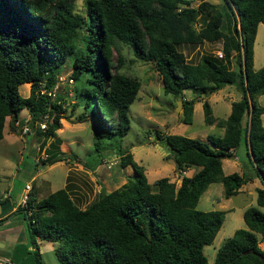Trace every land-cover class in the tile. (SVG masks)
<instances>
[{
	"label": "trees",
	"instance_id": "1",
	"mask_svg": "<svg viewBox=\"0 0 264 264\" xmlns=\"http://www.w3.org/2000/svg\"><path fill=\"white\" fill-rule=\"evenodd\" d=\"M231 18V35L223 17ZM264 24V0H84V13L73 11V0H0V138L5 115L10 128L22 108L30 125L48 114L46 127L35 132L51 136L43 162L74 158L75 153L59 150L56 129L64 109V98L38 92L51 88L57 70L72 56V82L86 72L89 86L77 90L83 107L77 121L94 117L92 143L99 150L100 139L122 136L129 126L127 108L136 96L139 80L118 70L122 64L120 44L134 57L153 62L164 92L182 102V121L190 122L194 98H185L184 89L196 96L233 84L240 96L230 102L225 117H216L210 104L202 100L205 123L223 127L222 134H206L204 139L179 133H156L171 150L175 169L196 167L181 174L178 185L167 176L149 182L131 152L121 150L120 167L133 169L117 187L80 207L69 185L58 187L35 199L28 191L25 204L16 208L26 223L32 255L39 264L36 240L57 241L56 258L66 264H206L202 252L222 223L223 210L199 209L196 202L209 182L220 181L225 197L259 175L255 204L242 210L244 227H237L216 248L213 264H262L264 257V124L256 95L264 93V64L252 66V44L257 23ZM221 39V57L205 52L195 62L188 61L182 43ZM112 50L117 52L115 62ZM29 82L22 96L18 85ZM77 104V103H75ZM104 115L114 117L110 124ZM67 119V117H65ZM243 145V164L250 172L223 173L221 158ZM6 200L1 197L0 203ZM4 217L0 218V223ZM262 241L260 247L258 242ZM252 252H246V249Z\"/></svg>",
	"mask_w": 264,
	"mask_h": 264
},
{
	"label": "rangeland",
	"instance_id": "2",
	"mask_svg": "<svg viewBox=\"0 0 264 264\" xmlns=\"http://www.w3.org/2000/svg\"><path fill=\"white\" fill-rule=\"evenodd\" d=\"M198 1L190 0V5H196ZM208 1L217 3L219 6L222 4V0ZM73 11L84 13V0H73ZM222 23L227 32L233 35L231 33V18L228 15L224 16ZM177 48L182 50L188 61L195 62L205 52H212V49L220 50L221 39L210 42L182 43L178 44ZM120 53L123 61L118 70L137 78L140 82L136 96L127 108L129 126L124 135L114 134L109 137H102L99 150L94 148L92 143L94 117L86 115L79 121L76 119L78 113L84 109L88 111L90 107H83L84 100L82 96L75 95L74 87L76 86L79 90L89 86V84L86 81V72L81 73L80 78L75 82L68 80L72 56H67L66 60L58 67L55 93L63 96L65 102L63 116L59 119L60 126L57 135L62 141H66L64 146L71 150L68 153H75L74 158L60 159L53 161V163H36L37 153L28 139L36 137L35 129L37 127H31V131L24 135L13 131L11 128L9 129L13 133L8 134L3 129L0 139V192L1 194L5 192L9 194L8 202L13 203L15 208L4 215L2 220L0 248L3 252L9 253L13 245H16L13 253L15 258H12L14 264H35L31 252L35 247L28 241L26 223L22 218V212L16 208L18 202L20 204L22 194L26 192L23 189L25 183L31 184L30 189L33 188V181L44 183L43 188L46 189L44 196L46 192L63 186L65 181L69 185L70 194L74 201L78 205L84 206L96 198L101 186H104L105 191H107L118 186L128 177H132L133 170L130 165L125 167L118 165L121 150L131 152L134 161L144 169L148 181L160 176H169L168 178L173 180L178 176V173H183V170L178 172L175 169L171 150L163 141L156 138V133H179L197 138H203L205 133L219 134L218 127L208 126L204 122L202 100L208 101L214 116L225 117L230 98L236 99L240 96L239 90L233 84H225L220 90H214L200 96H196V93L190 89H184L183 96L185 98L193 97L198 100L194 102L191 121L183 122L182 102L175 108L176 100L179 97L163 91L160 77L154 69L153 62L134 57L129 47L124 44H120ZM116 55L117 52L112 50L111 60L113 63ZM252 57L253 68H258L264 64V24L261 22L257 23L256 26ZM23 89V85L19 86L20 94H23ZM255 100L258 104L264 105V93L256 95ZM104 117L108 123H115L114 117L108 115H104ZM49 147L50 144L46 147V151ZM235 151L239 158L236 160L239 162L237 168H241L244 173L250 172L251 169L247 166L248 164H243V159H245L243 145L239 144L235 147ZM227 159L230 160L231 158ZM67 167L69 168L67 169ZM4 174L9 175L8 184L10 182V187L6 191L4 188L7 180L4 178ZM212 196V199H209L203 190L196 202V207L213 209L220 206L221 202L231 204L234 208L243 204H255L254 197L247 193H238L231 196L230 200H226L223 198V187L220 181L213 183ZM217 198L218 201H216ZM4 203H0V205ZM236 227H244L238 209L235 208L233 212H223L222 223L213 239L202 247L206 264H213L216 248ZM261 243L262 241H259L260 245ZM36 245L39 251V264H66L56 258L54 247L58 245L57 241L37 239Z\"/></svg>",
	"mask_w": 264,
	"mask_h": 264
},
{
	"label": "crops",
	"instance_id": "3",
	"mask_svg": "<svg viewBox=\"0 0 264 264\" xmlns=\"http://www.w3.org/2000/svg\"><path fill=\"white\" fill-rule=\"evenodd\" d=\"M216 49H212L211 51L212 52H214ZM21 85H23V87H24V89H23V94H21L22 96H26L27 94H28V92H29V82H22V83H20L19 85H18V88H19V86H21ZM223 86H225V85H223ZM222 86V87H223ZM222 87H220V88H218V89H216V90H220ZM19 91V90H18ZM20 93V92H19ZM202 98V97H201ZM200 98V99H201ZM237 99V98H236ZM196 101L198 100V99H195ZM195 100H194V102H195ZM232 100H234V99H232V98H230V101L228 102V112H229V108H230V102L232 101ZM194 102H193V106H194ZM193 106H192V112H193ZM211 107V106H210ZM227 112V113H228ZM27 113V110H26V108H22L20 111H19V113H18V116H20V115H25ZM227 115V114H226ZM263 116H264V112H262L261 113V122L264 124V120H263ZM10 120H11V117H10V115H5V118H4V124H3V129L4 130H6V132L8 133V134H12L13 133V131L12 130H10L9 128H10ZM208 124V126H211V127H218L219 129H218V133L219 134H222V132H223V127L222 126H218V125H216V124H214V123H207ZM33 127V126H32ZM3 129H2V132H3ZM10 130V131H8V130ZM58 128L56 129V136L58 137ZM206 134H208V133H205L204 134V137L203 138H200V139H204L205 138V136H206ZM213 134V133H212ZM219 134H217V135H219ZM1 138H2V136H1ZM0 138V139H1ZM59 138V137H58ZM43 140H44V143H43ZM51 140H52V137L51 136H48V137H43V135H40V134H38V133H36V137L33 139V138H29L28 139V142H30L31 143V146L33 147V149L36 151V157L39 155V154H41V153H48V151H46V147L49 145V143L51 142ZM42 145H41V144ZM66 144V141H62V139H60L59 138V143H58V147H59V150H61V151H64L65 153H68L69 151H71V150H69L70 148H68V147H66V146H64ZM66 147V148H65ZM68 148V149H67ZM132 155V154H131ZM75 158H77V157H75ZM133 158V157H132ZM227 158H231L230 160L229 159H227ZM70 159V158H69ZM69 159H67V160H69ZM239 158L237 157V155H236V151H235V148L234 149H231L230 150V153H229V155L228 156H225V157H222L221 158V168H222V172L223 173H229V172H232V171H236V172H238V173H241L242 171H241V168H237V166H238V164H239V162L238 161H236V160H238ZM63 160H66V159H63ZM43 161H44V159H43ZM55 162V161H54ZM36 163H42V159L39 161V162H36ZM43 163H45V162H43ZM51 163H53V162H51ZM67 165H68V163H67ZM129 164H126V165H124V166H122V167H125V166H128ZM69 167H67V169H68ZM173 169H174V167H173ZM133 170V169H132ZM196 170V167H186L184 170H183V173H181V174H185V175H190V174H192V172H194ZM67 171V170H66ZM143 171H144V169H143ZM179 172V171H178ZM187 172H189V173H187ZM145 173V172H144ZM147 174V173H146ZM181 174H179L178 173V176L175 178V179H173V181L175 182V184L176 185H178V183H179V181H180V176H181ZM4 178L7 180V182H6V186H5V188H4V191H6V189H9V187H10V182H9V184H8V180H9V175H7V174H4ZM146 176V175H145ZM169 177V176H168ZM147 178V177H146ZM157 178V177H156ZM155 178H153L152 180H154ZM125 181V180H124ZM149 182H151V181H149ZM215 182V181H214ZM214 182H209L207 185H206V187H205V189H204V192H205V194L209 197V199H212V192H213V183ZM25 184H29V183H25ZM25 184H24V187H23V189L25 190ZM66 184V182L64 181V184H63V186ZM30 185V187H31V184H29ZM259 186H261V178H260V176L259 175H254V176H252L250 179H248V180H246L245 182H243L239 187H238V190H237V192H235L234 194H231V195H229V196H227V197H223V198H225L226 200H230V198H231V196H233V195H237L238 193H242V194H249L250 196H252V197H254V199H255V188L256 187H259ZM44 187V183H38V182H34L33 181V190L32 189H29L28 191H32L33 192V197L35 198V199H39V198H41V197H43V194L45 193L44 191H46V189L45 188H43ZM117 187V186H116ZM115 188V187H114ZM113 189V188H112ZM35 190V191H34ZM54 190V189H53ZM110 190V189H109ZM27 191V192H28ZM43 191V192H42ZM52 191V190H51ZM50 192V191H49ZM6 193V194H5ZM4 194L2 193L1 194V192H0V194H1V197H6V200H4L3 202H1V203H4V204H2V205H0V218H2V217H4V215H6L7 213H9L11 210H13L14 208H15V205L13 204V203H11V202H8V193L7 192H5ZM48 192H46V194H47ZM45 194V195H46ZM44 195V196H45ZM21 199V198H20ZM17 201H19V200H17ZM16 201V202H17ZM216 201H218V198H217V200ZM18 205H20L19 204V202H18ZM247 205H250V204H243V205H241L240 207H236L235 206V208L236 209H238V211H239V213H241L242 214V210L247 206ZM80 207H83L82 205H79ZM234 206L233 205H231V204H226V203H220V206H218L217 208H213V209H221V210H223V212H233L234 211ZM232 214V213H231ZM1 225H3V221L0 223V226ZM244 226H245V224H244ZM237 228V227H236ZM235 229V228H234ZM233 229V230H234ZM230 231H232V230H230ZM233 232V231H232ZM232 234V233H231ZM230 234V235H231ZM258 245L260 246V247H262L263 246V242L261 243V245L259 244V242H258ZM15 248H16V245H13V247H12V250H11V252H3L2 251V249L0 248V264H1V262H5V264H14V262H13V260H12V258H15V257H13V253H14V250H15Z\"/></svg>",
	"mask_w": 264,
	"mask_h": 264
},
{
	"label": "built area",
	"instance_id": "4",
	"mask_svg": "<svg viewBox=\"0 0 264 264\" xmlns=\"http://www.w3.org/2000/svg\"><path fill=\"white\" fill-rule=\"evenodd\" d=\"M214 54L217 57H221V50H215ZM68 80L71 81V78H69ZM38 92L41 94H45L52 99L55 96V85L51 88H45L42 85H39L38 86ZM29 119L30 118H29L28 113H26L25 115L17 116L16 118H14V120H13V126H14L13 131L18 132L21 135L27 134L29 131H31V127H32L30 125ZM47 119H48L47 112L43 113L39 120H35L33 122V126H36V127L38 126L39 128L43 129L46 127V120ZM45 157H46V153H41L37 157H35V162H39L41 159H44ZM29 189H30V185L25 184L26 192L23 193L21 196V201H20L21 205L25 204V199L27 197V191ZM1 264H5V262H1Z\"/></svg>",
	"mask_w": 264,
	"mask_h": 264
},
{
	"label": "water",
	"instance_id": "5",
	"mask_svg": "<svg viewBox=\"0 0 264 264\" xmlns=\"http://www.w3.org/2000/svg\"><path fill=\"white\" fill-rule=\"evenodd\" d=\"M180 104H181V99L179 98V99L176 100L175 108L178 105H180ZM100 190H101L102 193H104L105 192V187L104 186H101ZM246 252H252V249H250V248L249 249H246ZM258 256H259V258L261 260V263L264 264V257L261 254H259Z\"/></svg>",
	"mask_w": 264,
	"mask_h": 264
}]
</instances>
